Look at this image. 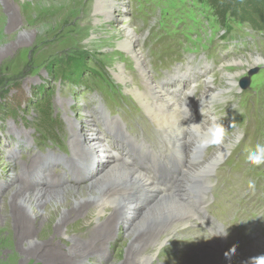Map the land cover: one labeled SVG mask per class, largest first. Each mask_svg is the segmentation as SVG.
Listing matches in <instances>:
<instances>
[{
	"label": "rangeland",
	"instance_id": "374dc122",
	"mask_svg": "<svg viewBox=\"0 0 264 264\" xmlns=\"http://www.w3.org/2000/svg\"><path fill=\"white\" fill-rule=\"evenodd\" d=\"M122 2L113 19H104L108 10L97 9L94 0H0V208L4 203L2 197L23 174L22 165L27 157L37 159L36 164L42 161L32 176L28 175L30 172L24 173L31 186L46 185L48 180L58 186L69 182L85 189L96 180L101 163H97V171L90 168L83 177L80 171L63 172L59 164H51L50 168L44 159L50 161L59 154L66 160L70 130L75 128L76 134H88L90 126L84 127L85 117L90 120L99 107L114 122L106 123L98 116L106 124L102 138L114 141L109 156L120 159L125 152L117 129L127 131L139 143L137 135L144 134L146 143L158 144L153 137L158 128L149 124L148 116L126 92L128 87L117 79L122 70L130 84L142 83L132 54L117 45L122 35H117L116 30L129 21L139 37L152 80H163L168 96L178 98L188 86L195 88L193 98H201L203 93L211 96L215 88H226L214 99L203 102L211 107L210 114L221 118L229 132L227 137L237 129L244 132L238 144L237 133L236 146H231L228 154L210 171L205 169L200 174L209 181L204 203L200 204L204 218L198 222L192 219V231L181 234L175 245L165 249L167 243L162 242L143 264H202L205 257L213 258V264H221V260L224 264H248L252 258L245 261L251 254L248 248L258 233H263V238L255 247L254 257L264 255V165L254 167L246 162V150L257 142L264 143V63L254 59H264V33L251 30L247 23L221 26L212 9L197 0ZM76 62H81L82 67L74 68ZM187 62H193V71L186 75ZM56 66L60 67L53 72ZM175 68L181 69V75H174ZM227 73L232 75L225 77ZM207 77L211 84L205 86ZM243 79L247 80L245 89L240 87ZM230 80L232 83H228ZM45 116L49 118L48 124H44ZM187 118H192V112L184 120ZM217 147L202 150L201 159L208 158ZM200 150L197 148L196 152ZM112 159L108 162L112 163ZM53 167L56 171L51 170ZM180 181L181 178L169 192H185L178 186ZM249 181L253 182L251 186ZM151 204L143 206L129 220L118 221L109 238L94 250L97 257L82 258L79 264H134L127 258L129 235L143 213L152 208ZM9 220L0 211V264H50L28 252L34 245L49 240L59 245V252L68 250L63 234L53 236L54 217L48 218L37 234L26 241L17 239ZM201 221L207 225L201 226ZM225 230L227 237L218 235ZM206 236L219 241L218 247L211 248L212 255L205 252L211 247L205 243ZM163 249L167 256L161 255Z\"/></svg>",
	"mask_w": 264,
	"mask_h": 264
},
{
	"label": "bare ground",
	"instance_id": "6f19581e",
	"mask_svg": "<svg viewBox=\"0 0 264 264\" xmlns=\"http://www.w3.org/2000/svg\"><path fill=\"white\" fill-rule=\"evenodd\" d=\"M122 3V0H94V6L97 9H101L102 12L103 9L108 10L104 19H113L116 7H120ZM85 18L88 19L86 15ZM116 32L117 35L120 33L122 35L121 39L117 41L118 47L128 49L132 54L142 83L139 85L130 84L129 77L125 73L123 74L122 70H119L117 79L126 88L128 87L126 92L130 93V97L137 101L143 113L148 116L149 124L158 128V132L153 136L157 138L158 144L151 146L150 142L146 143L144 134L137 135V138L140 139L139 143L135 141V138L128 136L127 131L123 132L117 129V133L120 132L119 137L123 140L125 152L120 159H114L112 156L113 160L109 155H112L114 141L110 138V141L107 142L106 136L102 138V127L106 124H102L103 121H101L105 120L106 123H111L112 120L99 107L97 108V115L93 112L90 120L85 117L84 127L90 126L88 134H76L75 128L70 130L71 139L68 146L70 151L66 160H63L64 158L62 159L59 154L56 155L55 159L51 158L50 161L44 159L48 162L45 165L50 168L52 167L51 164H59L63 172L73 174L80 171L83 177L88 174L90 168L95 167L94 170L97 171L99 167L97 163H101L100 174L95 178V181H92L88 187L86 186L87 188L79 189L70 185L69 182V184L63 183L58 186L48 180L45 182L46 185L31 186V183L26 181L24 173L30 172L31 174L28 175L32 176L36 165L42 161L39 160V163L36 164L37 159L26 158L22 165L23 174L14 187L2 197L4 203L0 211L9 217V224L12 225L15 236L20 241L32 238L46 224L48 218H55L53 236L63 234L67 238L66 247L68 250L59 252L57 250L59 245L51 240L28 249L31 255H39L50 264H79L82 258L97 257L94 250L109 238L117 222H122L123 219L129 220L131 215H135L149 202L152 203V208L143 213L138 220L139 223L134 226V232L129 235L131 240L127 256L129 262L139 264L141 258L143 261H148L152 258L151 251L155 247L158 248L157 246L161 245L162 242L167 243L164 249L175 245L181 234L192 231L190 226L195 223L192 222V219L198 222L204 218L205 214L200 204L204 203V192L208 190L209 181L206 177L202 178L200 174L205 169L210 171L229 152V150H224V145H221L208 158L201 159L202 150L196 152L198 148L196 146L197 139L186 128L191 123L204 122L208 116L202 125L206 127L213 115L210 114L211 107H206L207 102L203 101L214 99L222 94L221 91L226 88H215L211 96L203 93L201 98L196 96L193 98L195 88L188 86L178 98L168 96L165 93V87H163V80L158 82L152 80V76L148 72L147 59L140 48L139 37L131 29L129 21L120 25ZM254 59L256 62L264 63L262 57L256 56ZM192 66L193 62H187V66L184 67L187 70L186 75L193 71ZM207 66L208 64H205V67ZM201 71L199 69V72ZM173 73L178 76L182 72L180 68H175ZM231 75L229 73L224 74L225 77ZM209 81L210 78H204L205 86L211 84ZM228 83H232V80ZM187 96L189 98H185ZM201 104H204L203 108L200 107ZM180 108L181 111L178 113ZM189 108H191L192 118L184 120L182 113ZM99 115L103 119L100 118L101 120H99ZM237 133L226 138L225 145L229 146V149L234 144ZM222 151L223 156L221 157L218 153ZM135 157L140 160L143 157H148L154 161H166L171 158L180 162L182 170L176 182L181 178L178 186L186 191L169 192L176 182L170 189L163 191L155 184L153 175L140 167ZM109 158L113 160L112 163L108 162ZM51 170L56 171V168L53 167ZM194 180L197 184L192 183ZM87 197L89 199H86ZM201 223V226L207 225V222L201 221ZM149 224L154 225L148 228ZM75 234L80 237H75ZM262 236L263 233H258L256 239L250 242L251 248L248 250L251 249V254L246 256L245 261L257 254L255 247L263 238ZM206 238L205 243L210 244L211 247L205 252L212 255L211 248L218 247L219 241L216 242L212 236L211 238L206 236ZM164 249L161 255L167 256L168 253ZM229 258V255L226 256L228 261ZM226 259L224 260L225 263H227ZM201 261L202 264H213V258L206 260L205 257ZM219 262L224 264L222 260Z\"/></svg>",
	"mask_w": 264,
	"mask_h": 264
},
{
	"label": "clouds",
	"instance_id": "9594fccd",
	"mask_svg": "<svg viewBox=\"0 0 264 264\" xmlns=\"http://www.w3.org/2000/svg\"><path fill=\"white\" fill-rule=\"evenodd\" d=\"M187 108V107H186ZM203 121L201 123H191L186 128L191 131V133L197 139V147L201 150H204L210 146H221L224 145V150H230L229 146L225 145V140L228 135V131L225 130L221 118L213 116L208 122L206 127H203ZM232 127H235L233 122ZM238 138L236 144L243 139L244 132L241 129H237ZM236 145H232L235 147ZM246 155V162L250 166L260 167L264 165V143L257 142L253 147L248 148ZM219 156H223V151L218 153ZM253 184L252 181H249V186ZM224 237H227L228 232L225 230L223 233L218 234ZM231 253H235V247L231 249ZM141 264H143V259L141 258ZM248 264H264V255L252 257Z\"/></svg>",
	"mask_w": 264,
	"mask_h": 264
},
{
	"label": "trees",
	"instance_id": "16d2710c",
	"mask_svg": "<svg viewBox=\"0 0 264 264\" xmlns=\"http://www.w3.org/2000/svg\"><path fill=\"white\" fill-rule=\"evenodd\" d=\"M206 3L212 10L219 25L228 23H247L251 30L264 33V0H197ZM230 16L227 19L226 16ZM74 68H81V62L73 64ZM53 72H56V68ZM62 71L63 66H61ZM71 71V70H69ZM66 72V71H65ZM49 123V118L45 116V123ZM49 130V127H48ZM108 142V141H107Z\"/></svg>",
	"mask_w": 264,
	"mask_h": 264
},
{
	"label": "water",
	"instance_id": "95a60500",
	"mask_svg": "<svg viewBox=\"0 0 264 264\" xmlns=\"http://www.w3.org/2000/svg\"><path fill=\"white\" fill-rule=\"evenodd\" d=\"M240 85H241L242 88H245L247 86V80L243 79V81H241Z\"/></svg>",
	"mask_w": 264,
	"mask_h": 264
}]
</instances>
